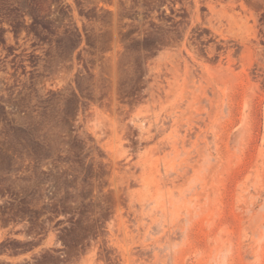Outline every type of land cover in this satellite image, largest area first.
<instances>
[{
	"label": "rangeland",
	"instance_id": "1",
	"mask_svg": "<svg viewBox=\"0 0 264 264\" xmlns=\"http://www.w3.org/2000/svg\"><path fill=\"white\" fill-rule=\"evenodd\" d=\"M0 264H264V0H0Z\"/></svg>",
	"mask_w": 264,
	"mask_h": 264
}]
</instances>
